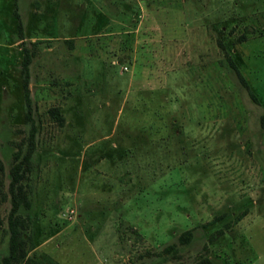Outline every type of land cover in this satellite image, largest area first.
Instances as JSON below:
<instances>
[{
  "label": "rangeland",
  "instance_id": "obj_1",
  "mask_svg": "<svg viewBox=\"0 0 264 264\" xmlns=\"http://www.w3.org/2000/svg\"><path fill=\"white\" fill-rule=\"evenodd\" d=\"M24 46L38 126L21 209L29 255L264 264V0H0L6 183L29 126ZM9 207L0 203V258Z\"/></svg>",
  "mask_w": 264,
  "mask_h": 264
},
{
  "label": "trees",
  "instance_id": "obj_2",
  "mask_svg": "<svg viewBox=\"0 0 264 264\" xmlns=\"http://www.w3.org/2000/svg\"><path fill=\"white\" fill-rule=\"evenodd\" d=\"M14 13L18 16L16 7ZM35 41H32L34 43ZM24 54L21 58V93L23 99V122L28 124L26 134L17 143V149L13 152L12 160L9 162L7 183L4 180L3 174L5 166L0 158V203L8 199L10 207L7 212V233H8V251L0 258V264H44L42 261L28 254L30 244L27 237L24 236V230L29 226V218L21 212V209H29L31 201L29 197L30 185L28 183L29 174L33 167V155L37 147V132L38 126L34 116L35 105L31 97L29 87L30 79V63L34 55L33 49L27 46L23 47ZM230 64L236 70L240 80L249 88V84L241 74L238 66L233 60ZM251 91V90H250ZM256 99L255 95H253ZM51 115L54 116L60 123L63 122V117L57 108H50ZM261 124L264 126V112L260 116ZM25 147V149H24ZM193 238L191 228L184 230L179 236L180 243H188ZM165 250H176L175 243H171L165 247ZM51 264H60L51 262ZM193 264H216L209 257H205Z\"/></svg>",
  "mask_w": 264,
  "mask_h": 264
},
{
  "label": "built area",
  "instance_id": "obj_3",
  "mask_svg": "<svg viewBox=\"0 0 264 264\" xmlns=\"http://www.w3.org/2000/svg\"><path fill=\"white\" fill-rule=\"evenodd\" d=\"M124 67H127L126 65H124Z\"/></svg>",
  "mask_w": 264,
  "mask_h": 264
}]
</instances>
